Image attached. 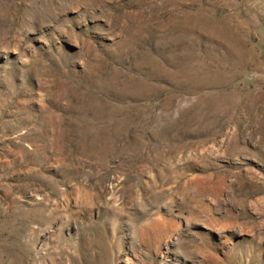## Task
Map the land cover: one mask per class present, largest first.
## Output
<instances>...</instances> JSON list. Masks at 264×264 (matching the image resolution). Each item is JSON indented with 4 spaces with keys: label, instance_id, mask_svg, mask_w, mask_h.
I'll list each match as a JSON object with an SVG mask.
<instances>
[{
    "label": "rangeland",
    "instance_id": "1",
    "mask_svg": "<svg viewBox=\"0 0 264 264\" xmlns=\"http://www.w3.org/2000/svg\"><path fill=\"white\" fill-rule=\"evenodd\" d=\"M0 264H264V0H0Z\"/></svg>",
    "mask_w": 264,
    "mask_h": 264
}]
</instances>
